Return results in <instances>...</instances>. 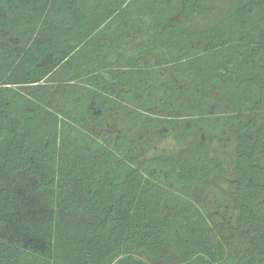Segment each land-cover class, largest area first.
Instances as JSON below:
<instances>
[{
	"label": "trees",
	"instance_id": "trees-1",
	"mask_svg": "<svg viewBox=\"0 0 264 264\" xmlns=\"http://www.w3.org/2000/svg\"><path fill=\"white\" fill-rule=\"evenodd\" d=\"M139 254L264 264V0H0V264Z\"/></svg>",
	"mask_w": 264,
	"mask_h": 264
},
{
	"label": "rangeland",
	"instance_id": "rangeland-1",
	"mask_svg": "<svg viewBox=\"0 0 264 264\" xmlns=\"http://www.w3.org/2000/svg\"><path fill=\"white\" fill-rule=\"evenodd\" d=\"M175 144L172 142V141H168L166 143H164L161 147H160V152L164 151V152H167V153H171V152H174L175 153ZM139 259L143 260V261H146L147 263L149 264H156L155 262L153 261H150L146 256H144L143 254H139L138 256Z\"/></svg>",
	"mask_w": 264,
	"mask_h": 264
}]
</instances>
